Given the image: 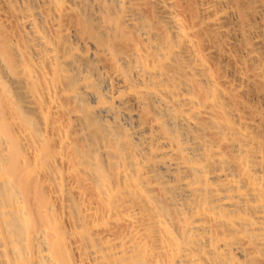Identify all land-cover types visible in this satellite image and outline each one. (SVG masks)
<instances>
[{"label": "bare ground", "instance_id": "1", "mask_svg": "<svg viewBox=\"0 0 264 264\" xmlns=\"http://www.w3.org/2000/svg\"><path fill=\"white\" fill-rule=\"evenodd\" d=\"M0 264H264V0H0Z\"/></svg>", "mask_w": 264, "mask_h": 264}]
</instances>
